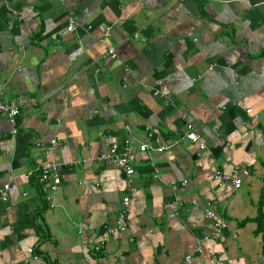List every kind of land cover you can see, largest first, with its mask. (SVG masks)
<instances>
[{"label":"crops","instance_id":"0c3cea01","mask_svg":"<svg viewBox=\"0 0 264 264\" xmlns=\"http://www.w3.org/2000/svg\"><path fill=\"white\" fill-rule=\"evenodd\" d=\"M0 86L20 107L15 135L0 113V264H263L256 224L239 222L264 190V0H0ZM189 130L200 154L185 140L130 154V234L117 235L127 185L100 152ZM46 161L61 178L52 208ZM215 169L247 173L231 192ZM206 206L226 222L219 239Z\"/></svg>","mask_w":264,"mask_h":264},{"label":"built area","instance_id":"2783aa9c","mask_svg":"<svg viewBox=\"0 0 264 264\" xmlns=\"http://www.w3.org/2000/svg\"><path fill=\"white\" fill-rule=\"evenodd\" d=\"M74 29L73 24L71 23L68 26V30L72 31ZM106 36L109 35V29H107ZM108 54L111 57H115V52L112 47L108 48ZM158 90L154 92L156 94ZM2 94V87L0 86V95ZM168 101H171V98L169 96L166 97ZM245 113L251 118L255 119L256 115L252 113V110L250 108H245ZM0 113H4L7 117L9 127H10V133L12 135H15L18 133V124L17 119L20 114V107L19 105L14 102H3L0 101ZM126 130L129 131V127L126 126ZM185 140L189 141L191 143H194L197 145V154H200L205 146L200 141L199 136L194 131H185L182 136L175 140L170 145H157V146H149L146 143L139 142L135 137L129 136L126 138L121 145H119L117 142H112L111 145H109L108 148L104 149L100 152L98 155V159L101 163H113L116 164V166L120 167L122 170L125 182L127 185V193L123 195L122 200L120 202V208L117 211L116 218H115V226L114 230L117 235H129L130 234V223L128 218V211L130 208L131 203V195L134 191V188L132 187V177L134 173V167L130 163L129 156L130 154L137 148L141 152H161L167 148H169L171 145L177 144L179 141ZM56 139H51L48 144L43 143H37L38 146L44 147V154L50 155L51 152L54 150V148L57 146ZM241 173H224L223 171H220L218 169L213 170L212 176L214 180L219 183H229L231 192L238 189L241 185L242 176L247 173L245 169H238ZM37 182L40 185L41 192L43 194V198L45 202L47 203V206L49 208H52L55 206L54 202V194L57 189V187L61 183L60 175L58 174L56 164L53 161H46L42 164H40L37 168ZM186 180H183L181 182L182 186L186 185ZM10 189L9 183H5L0 188V201L6 202L8 199V192ZM227 195L223 194L222 198H226ZM193 207L195 209L198 208V204L196 200H192ZM173 213H175V208L173 209ZM203 214L206 218L210 219L212 222L213 232L212 236L214 239H219L222 235L224 230L226 229V222L223 219V217L218 216L215 214V212L209 207L206 206L203 208ZM174 214H172L173 216ZM106 238H102L99 243H97L94 246V250L98 251L100 248L104 246L106 243ZM84 264H92L91 260L88 257H85L83 259ZM179 264H195L193 260L192 254H187L183 257L182 261Z\"/></svg>","mask_w":264,"mask_h":264},{"label":"trees","instance_id":"16d2710c","mask_svg":"<svg viewBox=\"0 0 264 264\" xmlns=\"http://www.w3.org/2000/svg\"><path fill=\"white\" fill-rule=\"evenodd\" d=\"M264 190L260 193V197L257 203V213L253 218H246L239 222L240 225L244 226L248 222H253L256 224L254 230L255 235H261L262 242V255L264 258ZM264 264V261H263Z\"/></svg>","mask_w":264,"mask_h":264}]
</instances>
